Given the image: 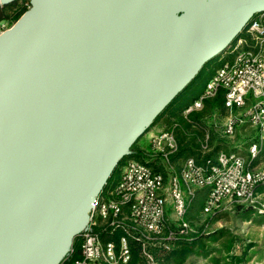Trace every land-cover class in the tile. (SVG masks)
<instances>
[{"label":"water","instance_id":"obj_1","mask_svg":"<svg viewBox=\"0 0 264 264\" xmlns=\"http://www.w3.org/2000/svg\"><path fill=\"white\" fill-rule=\"evenodd\" d=\"M28 5L0 34V264H60L131 146L264 0Z\"/></svg>","mask_w":264,"mask_h":264},{"label":"built area","instance_id":"obj_2","mask_svg":"<svg viewBox=\"0 0 264 264\" xmlns=\"http://www.w3.org/2000/svg\"><path fill=\"white\" fill-rule=\"evenodd\" d=\"M0 22V34L9 28ZM231 62L222 64L207 80L203 92L181 113L187 116L203 108L204 101L224 91V108L227 111L223 134L231 137L238 126L254 128L260 141H264V14L252 19L244 35L231 47ZM251 94L254 103L247 112L238 114ZM208 135L202 146L207 150ZM151 153L163 160L167 179L148 165L128 159L120 167L119 179L100 195L94 203L89 227L79 235L81 258L66 264H126L130 260L128 237L138 232V240L152 241L170 249L169 243L178 236H186L193 227L187 213L196 191L206 190L202 213L206 215L234 209H249L264 215V170H257L261 146L248 148V161L235 153L219 151L214 160L199 165L193 158L185 159L175 170L171 156L177 152L175 134L161 126L148 136ZM262 144V143H261ZM170 206V207H169ZM171 209L176 230L168 232L163 241L167 211ZM169 221V220H168ZM108 224L112 236L122 228L117 240L101 239L98 229ZM105 230V229H104ZM108 236V237H109ZM72 253V250L70 254ZM70 254L68 256H70ZM152 264L153 259L148 255Z\"/></svg>","mask_w":264,"mask_h":264},{"label":"trees","instance_id":"obj_3","mask_svg":"<svg viewBox=\"0 0 264 264\" xmlns=\"http://www.w3.org/2000/svg\"><path fill=\"white\" fill-rule=\"evenodd\" d=\"M28 7V1L20 6H16L15 3L4 7L0 6V22H9L11 25L14 24L28 9ZM231 61L232 58L224 57L220 64L216 65L212 64V62L205 64L196 78L172 101V103L157 117V119L152 124L153 126L165 113L168 112L170 108L173 107V111L169 113L168 119L172 120L168 127L173 130L178 145L177 152L170 158L173 164H175V161L178 160L182 164L185 159L191 157L196 161L197 164L204 165L207 160H214L216 154L219 152L217 148L213 151L210 148L211 138L205 132L206 126L204 121L206 118H211L212 116H227V111L224 108V91L219 90L213 98L205 100L203 108L199 111L191 112L187 116H183L181 112L195 99V97H192L189 94V88L196 85L198 79L202 75L208 80L222 64ZM206 135H208L207 150H204L202 146L205 144ZM136 143H134L130 148L131 155L123 158L117 165L116 169L113 171L106 185L102 189L100 195H102L107 190V188L113 184L117 169L123 164L125 160L128 159H134L136 161L145 163L154 172L161 173L165 179H167V175H170V173L165 169L163 160L151 153L150 145H148V149H145L144 147L135 149ZM180 165L177 167V171L179 170ZM251 213H253V211L249 209H244L243 211V215L245 217H249ZM222 219L223 214L221 212L210 214L204 226L198 229L194 228L192 232L186 236H178L175 240L169 243L170 249L168 250L155 244V242H142L138 240L137 238L139 233L135 231L131 236L128 237L130 260L126 264H152L148 258V255L153 259L155 264H185L186 260L192 255L201 256L206 259L210 254V246H208V243L217 242L219 240H221L220 252L225 256L223 259L227 260L226 258H230L233 260V262L230 264H239L241 262V257L230 255L236 241L235 237L228 231V229H217L209 234L205 231L208 225H212L214 222ZM176 229V224L167 220L165 222L164 233L161 236V241L166 238L169 231ZM98 231L100 232L101 239L104 243L110 239L116 244L119 237L124 233L122 228H117L115 229L113 235L109 236L108 233L111 231V228L109 227L108 229V224H106L103 228L98 229ZM71 250L72 253L70 256L66 257V259H64L60 264H66L67 262L75 261L81 258L79 236L74 238ZM244 254L246 253H243V255ZM210 260L214 264H220L221 262V259L219 258H211ZM100 264L107 263L102 262Z\"/></svg>","mask_w":264,"mask_h":264},{"label":"rangeland","instance_id":"obj_4","mask_svg":"<svg viewBox=\"0 0 264 264\" xmlns=\"http://www.w3.org/2000/svg\"><path fill=\"white\" fill-rule=\"evenodd\" d=\"M28 0H18L15 2L16 6H20L26 3ZM8 26L11 24L9 22ZM244 35V32L242 33ZM232 54L231 48L225 53L218 55V57L212 61V64H220L224 57H230ZM207 78L201 76L196 85L189 88V94L192 97H198L204 90L205 81ZM252 95L249 94L246 97V105L237 111L238 114H245L248 108L254 103ZM173 111V107L168 110L144 135L135 145V149L144 147L149 148L148 136L151 132L159 129L161 126H169L172 120L169 119V113ZM226 116L218 117L212 116L211 118H206L204 124L206 126L205 132L211 138L210 148L213 151L218 149L219 151H225L228 153L239 154L246 161H248V148L251 144L257 143L261 146V152L259 158L256 160V165L259 164L260 167L257 170L261 171L264 168V141H260V136L258 132L248 126L247 124L238 126L235 129L234 134L231 137H227L223 134L224 123ZM262 143V144H261ZM175 170L181 164L180 161H175ZM121 167V166H120ZM120 167L117 169L114 179L120 174ZM170 175H167V180ZM206 198V190L196 191V196L190 203L187 220L193 229H198L207 221L209 215L202 213V207ZM264 203V201H262ZM170 207V206H169ZM243 209H234L233 211H223V219L214 222L212 225H208L205 229L206 233H212L217 229L226 228L235 237V245L233 246L230 255H235L241 257V262L239 264H264V216H260L257 213H251L249 217L243 215ZM167 217L169 221H172L173 213L171 209L167 211ZM221 240L217 242L208 243L210 254L205 259L201 256H190L185 264H214L210 259L219 258L221 259L220 264L232 263L233 260L230 258L223 259L225 256L220 252ZM243 253H246L243 255ZM243 257V258H242ZM238 264V263H237Z\"/></svg>","mask_w":264,"mask_h":264},{"label":"crops","instance_id":"obj_5","mask_svg":"<svg viewBox=\"0 0 264 264\" xmlns=\"http://www.w3.org/2000/svg\"><path fill=\"white\" fill-rule=\"evenodd\" d=\"M258 167H260L259 164H257V168H258ZM261 169L264 170V168H261ZM118 179H119V176H118L117 178L114 179L113 184H116V182L118 181Z\"/></svg>","mask_w":264,"mask_h":264}]
</instances>
